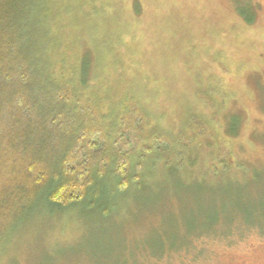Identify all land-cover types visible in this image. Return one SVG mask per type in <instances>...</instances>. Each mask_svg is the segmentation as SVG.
<instances>
[{
	"label": "rangeland",
	"instance_id": "obj_1",
	"mask_svg": "<svg viewBox=\"0 0 264 264\" xmlns=\"http://www.w3.org/2000/svg\"><path fill=\"white\" fill-rule=\"evenodd\" d=\"M94 1L73 18L79 33L98 44L102 37L122 62L117 66L114 54H101L97 79L108 91L139 100L175 134L189 111L205 133L198 122L206 115L208 121L211 111L218 110L217 125L237 115L238 135L228 148L249 183L238 190L229 177L201 183L190 180L188 167L176 175L161 167L159 177L150 175L124 201L116 198L107 217L82 206L34 217L0 264H264V226L229 238L203 235L191 248L183 246L193 229L213 226L216 217L223 226L230 213L264 223V0H249L258 6L250 26L234 9L246 0H137L138 15L132 13L135 0ZM209 150H198L197 162ZM227 156L222 152L218 162ZM174 244L179 249L168 251ZM161 249L166 255L155 257Z\"/></svg>",
	"mask_w": 264,
	"mask_h": 264
},
{
	"label": "trees",
	"instance_id": "obj_2",
	"mask_svg": "<svg viewBox=\"0 0 264 264\" xmlns=\"http://www.w3.org/2000/svg\"><path fill=\"white\" fill-rule=\"evenodd\" d=\"M246 1L234 9L250 26L258 6ZM86 4L96 3L0 0V255H7L14 239L38 215L82 206L107 217L116 198L124 201L128 191L138 189L150 175L159 177L161 167H169L175 175L188 167L190 180L200 178L194 181L201 183L216 185L229 177L238 190L249 183L250 176L228 148L230 138L238 135L237 115H227L219 125L212 121L218 116L216 109L208 121L207 115H198L205 133L189 111L175 134L139 100L120 97L97 79L101 54H114L112 63L117 66L122 62L102 37L98 44L80 35L73 18L85 13ZM139 12L135 0L132 13ZM219 128L226 135L221 136ZM202 148L212 153L199 163ZM224 151L228 158L219 163ZM230 215L223 226L216 217L213 226L193 229L183 246L191 248L203 235L220 233L229 238L232 232L241 236L249 229L263 231L264 223H247L246 215L240 217L238 212ZM238 223L251 226L242 229ZM176 245L168 251L179 249ZM164 252L159 250L155 257L165 256Z\"/></svg>",
	"mask_w": 264,
	"mask_h": 264
}]
</instances>
